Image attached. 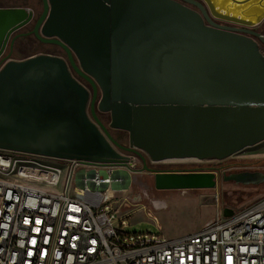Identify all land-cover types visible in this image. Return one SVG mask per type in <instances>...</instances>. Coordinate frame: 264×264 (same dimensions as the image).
<instances>
[{
	"label": "water",
	"instance_id": "water-1",
	"mask_svg": "<svg viewBox=\"0 0 264 264\" xmlns=\"http://www.w3.org/2000/svg\"><path fill=\"white\" fill-rule=\"evenodd\" d=\"M42 1L38 17L0 7V53L11 49L0 68L1 149L113 165L134 153L156 188L194 195L216 186L214 170H152L147 158L224 160L264 141V0ZM34 21L67 57L12 58L13 34Z\"/></svg>",
	"mask_w": 264,
	"mask_h": 264
},
{
	"label": "built area",
	"instance_id": "built-area-1",
	"mask_svg": "<svg viewBox=\"0 0 264 264\" xmlns=\"http://www.w3.org/2000/svg\"><path fill=\"white\" fill-rule=\"evenodd\" d=\"M256 30L264 38V22ZM129 156L113 165L0 148V264H264V196L221 205L182 237L128 232L110 191L122 182L117 168L134 170L139 156Z\"/></svg>",
	"mask_w": 264,
	"mask_h": 264
},
{
	"label": "rangeland",
	"instance_id": "rangeland-1",
	"mask_svg": "<svg viewBox=\"0 0 264 264\" xmlns=\"http://www.w3.org/2000/svg\"><path fill=\"white\" fill-rule=\"evenodd\" d=\"M0 7L31 8L36 15H40L43 11V1L0 0ZM33 52L25 50L23 53ZM58 53L67 57L61 49ZM103 114L106 116L100 117L108 124L110 115ZM147 164L149 167L179 165L197 167L196 170H214L217 183L214 187L198 189L195 195H180L177 190L156 188L155 174L145 168L140 157L136 159L133 171L126 167L117 168V175L122 182L110 191L113 195L111 205L120 216H127L130 223L126 229L128 232L162 234L168 238L182 237L201 230L207 221L216 215L221 205L240 210L264 196V141L224 160L154 161L147 158ZM245 172L258 174L259 177L254 176L255 178L249 180L234 177ZM205 195H214L217 199L214 203L204 202L202 196Z\"/></svg>",
	"mask_w": 264,
	"mask_h": 264
},
{
	"label": "flooded vegetation",
	"instance_id": "flooded-vegetation-1",
	"mask_svg": "<svg viewBox=\"0 0 264 264\" xmlns=\"http://www.w3.org/2000/svg\"><path fill=\"white\" fill-rule=\"evenodd\" d=\"M182 1L190 6H193L183 0ZM39 15H37L38 17ZM35 26V21L31 23L30 25L22 28L18 32L14 33L13 36H16V44L17 42L23 45V50H33L36 51V53H51L59 56H63L62 54L58 53V50L61 49V51L64 52V54L67 56V51L60 46L59 44L56 43H47L42 40H40L33 31ZM15 49V48H14ZM15 51V50H13ZM82 82L85 84H88V81L82 77H80ZM103 118L106 116L104 114H101ZM112 135L121 143H126L128 139V135L125 131L122 130H116V129H111ZM152 170H170V171H179V170H196L197 167H190V166H174V165H167V166H161V167H149ZM218 170H220L218 168ZM153 172V171H151ZM155 174V172H153ZM255 177H259L258 174H254ZM180 195H182V192L177 190ZM197 192V191H196ZM195 192V194H196ZM194 194V195H195Z\"/></svg>",
	"mask_w": 264,
	"mask_h": 264
},
{
	"label": "crops",
	"instance_id": "crops-1",
	"mask_svg": "<svg viewBox=\"0 0 264 264\" xmlns=\"http://www.w3.org/2000/svg\"><path fill=\"white\" fill-rule=\"evenodd\" d=\"M14 50L15 51L12 52V58H15V59H24V58H27L31 55L37 54L36 51H34L33 53L24 54L23 52L25 50H23V45L18 43V42H17V44H15ZM8 51H9V53L11 52L10 45L8 46Z\"/></svg>",
	"mask_w": 264,
	"mask_h": 264
},
{
	"label": "bare ground",
	"instance_id": "bare-ground-1",
	"mask_svg": "<svg viewBox=\"0 0 264 264\" xmlns=\"http://www.w3.org/2000/svg\"><path fill=\"white\" fill-rule=\"evenodd\" d=\"M153 160L154 161H165V160H168V158H165V159H163V158H154Z\"/></svg>",
	"mask_w": 264,
	"mask_h": 264
}]
</instances>
